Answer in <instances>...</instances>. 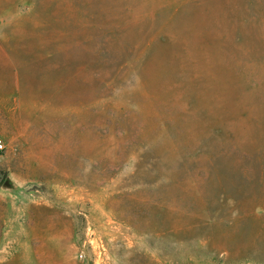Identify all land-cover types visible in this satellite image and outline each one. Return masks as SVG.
I'll list each match as a JSON object with an SVG mask.
<instances>
[{"label": "rangeland", "instance_id": "rangeland-1", "mask_svg": "<svg viewBox=\"0 0 264 264\" xmlns=\"http://www.w3.org/2000/svg\"><path fill=\"white\" fill-rule=\"evenodd\" d=\"M0 264H264V0H0Z\"/></svg>", "mask_w": 264, "mask_h": 264}, {"label": "water", "instance_id": "water-1", "mask_svg": "<svg viewBox=\"0 0 264 264\" xmlns=\"http://www.w3.org/2000/svg\"><path fill=\"white\" fill-rule=\"evenodd\" d=\"M40 187L35 180L22 181L12 171H8L0 183V199L6 202H20L29 198L32 191Z\"/></svg>", "mask_w": 264, "mask_h": 264}, {"label": "built area", "instance_id": "built-area-1", "mask_svg": "<svg viewBox=\"0 0 264 264\" xmlns=\"http://www.w3.org/2000/svg\"><path fill=\"white\" fill-rule=\"evenodd\" d=\"M6 151V145L2 139H0V157L3 156V154Z\"/></svg>", "mask_w": 264, "mask_h": 264}]
</instances>
